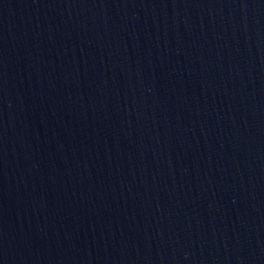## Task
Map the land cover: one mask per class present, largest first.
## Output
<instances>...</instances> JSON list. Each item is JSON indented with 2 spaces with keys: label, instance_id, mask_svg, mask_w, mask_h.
<instances>
[{
  "label": "water",
  "instance_id": "95a60500",
  "mask_svg": "<svg viewBox=\"0 0 264 264\" xmlns=\"http://www.w3.org/2000/svg\"><path fill=\"white\" fill-rule=\"evenodd\" d=\"M0 264H264V0H0Z\"/></svg>",
  "mask_w": 264,
  "mask_h": 264
}]
</instances>
